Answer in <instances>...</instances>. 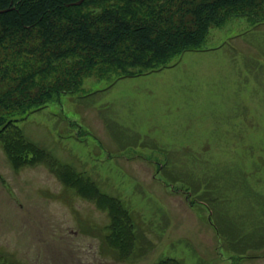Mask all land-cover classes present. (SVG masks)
Listing matches in <instances>:
<instances>
[{"label": "rangeland", "instance_id": "obj_1", "mask_svg": "<svg viewBox=\"0 0 264 264\" xmlns=\"http://www.w3.org/2000/svg\"><path fill=\"white\" fill-rule=\"evenodd\" d=\"M262 36L264 23L232 17L211 30L203 50L184 52L168 67L114 81L86 78L73 95L27 113L18 124L29 140L128 207L110 213L45 164L16 171L0 145V264H156L162 257L264 264V250L230 257L207 205L179 178L189 184L190 172L225 171L246 183L263 178ZM157 163L167 175L156 177ZM127 211L137 239L125 227L123 239L108 242L113 217L125 224Z\"/></svg>", "mask_w": 264, "mask_h": 264}, {"label": "trees", "instance_id": "obj_2", "mask_svg": "<svg viewBox=\"0 0 264 264\" xmlns=\"http://www.w3.org/2000/svg\"><path fill=\"white\" fill-rule=\"evenodd\" d=\"M76 1L0 0V145L14 170L45 164L67 188L95 196L98 206L111 213L124 206L119 196L103 193L84 172L54 159L26 137L18 121L78 92L83 79L140 76L168 67L184 52L203 50L211 30L232 17L264 23V0H83L67 5ZM257 36L244 38L251 44ZM259 50L264 52V36ZM165 165H155L156 177L167 175ZM172 171L170 178L177 175ZM197 173L188 174L189 184L181 173L179 178L207 205L210 224L232 251L230 257L264 250V176L246 183L227 171L222 176L199 173L202 179L194 178ZM233 200L244 203L234 208ZM129 215L121 214L125 224L113 217L108 242L123 239L125 227L129 238L137 239ZM156 264L184 263L162 257Z\"/></svg>", "mask_w": 264, "mask_h": 264}, {"label": "water", "instance_id": "obj_3", "mask_svg": "<svg viewBox=\"0 0 264 264\" xmlns=\"http://www.w3.org/2000/svg\"><path fill=\"white\" fill-rule=\"evenodd\" d=\"M83 2V0H78V1H76V2H73V3H69V4H67V5H79V4H81ZM3 10H0V12H2Z\"/></svg>", "mask_w": 264, "mask_h": 264}]
</instances>
